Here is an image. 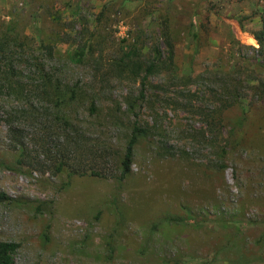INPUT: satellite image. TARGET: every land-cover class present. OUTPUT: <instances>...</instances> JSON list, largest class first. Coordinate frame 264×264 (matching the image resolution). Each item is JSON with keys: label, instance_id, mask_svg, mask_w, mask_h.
Masks as SVG:
<instances>
[{"label": "rangeland", "instance_id": "374dc122", "mask_svg": "<svg viewBox=\"0 0 264 264\" xmlns=\"http://www.w3.org/2000/svg\"><path fill=\"white\" fill-rule=\"evenodd\" d=\"M262 17L264 0H0V28L16 25L31 56L17 65L21 90L0 91V242L17 244L14 264H264ZM165 22L173 72L148 77L140 100V79L112 62L134 44L142 76ZM77 42L89 51L79 64ZM35 60L76 92L65 116L86 151L70 165L105 177L56 173L65 136L43 151L23 122L43 167L11 169L7 113L23 108ZM135 119L147 136L118 183Z\"/></svg>", "mask_w": 264, "mask_h": 264}, {"label": "trees", "instance_id": "16d2710c", "mask_svg": "<svg viewBox=\"0 0 264 264\" xmlns=\"http://www.w3.org/2000/svg\"><path fill=\"white\" fill-rule=\"evenodd\" d=\"M262 29L254 34V39L258 44L259 51H264V17H262ZM140 30V29H139ZM139 37V36H138ZM141 37V36H140ZM139 39V38H138ZM25 37L17 32L16 25L8 24L0 28V91L8 87H16L17 91L21 90L19 72L17 65L21 64L30 58V54L26 52L29 45L24 42ZM155 45L150 49V57L147 60V65L143 69V75L140 76L142 63L140 50L132 44L125 50H121V54L112 62V70L125 75H131L135 78H139V99L145 98V85L148 77L155 74L158 69L163 68L168 73L173 72L174 68V44L171 36V29L167 22L160 25V31L155 35ZM51 56L52 46L43 45ZM86 44L81 45L79 42L76 43V48L70 55L69 60L73 63L79 64L84 60L88 54ZM31 59V58H30ZM32 74L34 78L28 87L22 88L23 94L21 110L12 111L7 113V133L8 140L11 143V150L16 153L15 164L17 167H12V170H16L20 167H34L41 168L43 163L36 160V155L29 150L28 146V134L25 133L24 124H29L37 133L33 135V144L40 147L43 151H46V145L49 136L54 134L64 135L63 146H56L58 149L62 147L64 151L61 157L55 160V172L62 173L68 172L69 176L77 175L84 176L89 175L93 177L102 178L106 174H102L96 167L80 166L74 167L70 165L69 161L71 157H75L77 152L86 151V147L81 143V136L78 132L74 131L71 126L70 120L65 116V111H68V107H71L72 101L76 97V92L72 89L70 96L66 97L65 92L61 89L58 80L54 78V75L46 70L44 65L35 60L33 64ZM31 79V78H30ZM38 95L37 102L41 105L40 111L34 107L33 99L31 96ZM186 99H185V102ZM186 105V104H184ZM92 111L95 110V105L91 103ZM131 109L135 107L131 106ZM137 117V115H134ZM53 123H56L57 126ZM213 125L216 126L217 119L210 117ZM20 122V123H18ZM36 136V137H35ZM147 136L145 128L141 127L138 121L135 119L132 126L130 135L124 147V152L119 163V175L114 177L118 183L122 182L131 172L133 163V152L134 147L139 139ZM50 153V150H47ZM61 150L58 151L60 154ZM67 156L68 154H72ZM87 155V153H85ZM89 155H93V152H88ZM61 155V154H60ZM81 156L85 158L82 153ZM0 200L8 201L3 195H0ZM39 209V207H37ZM18 248L17 244L13 242H0V264H14L13 255Z\"/></svg>", "mask_w": 264, "mask_h": 264}]
</instances>
